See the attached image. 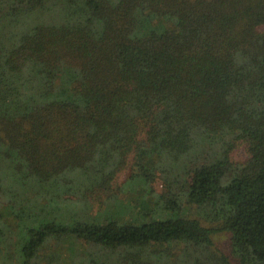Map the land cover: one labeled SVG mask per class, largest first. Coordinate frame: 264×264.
Wrapping results in <instances>:
<instances>
[{
    "label": "trees",
    "instance_id": "trees-1",
    "mask_svg": "<svg viewBox=\"0 0 264 264\" xmlns=\"http://www.w3.org/2000/svg\"><path fill=\"white\" fill-rule=\"evenodd\" d=\"M28 218V263L264 264V0H0V221Z\"/></svg>",
    "mask_w": 264,
    "mask_h": 264
},
{
    "label": "rangeland",
    "instance_id": "rangeland-1",
    "mask_svg": "<svg viewBox=\"0 0 264 264\" xmlns=\"http://www.w3.org/2000/svg\"><path fill=\"white\" fill-rule=\"evenodd\" d=\"M234 158L238 161H244L247 158V151L243 144L234 152ZM128 175V170L120 173V180L125 179ZM161 184L156 183V186L160 188ZM120 198L124 201L130 200L138 207H144V203L147 202L148 195L146 192L124 190L119 192ZM104 209V205H99L98 208ZM69 212V211H67ZM0 225L3 226L4 230L0 234V264H48V261L54 258V252H50L48 249L46 255H44L43 250H40L37 257L33 258L32 261L28 263L25 248L30 239V234L28 229L33 226H38V222L33 219H26L21 223L14 224L13 227L10 223H4L0 221ZM214 238L218 246L227 252V243L229 241V234L226 232H221L214 235ZM50 252V253H49ZM66 251L64 252V254ZM67 256V253L65 254ZM49 258V259H48Z\"/></svg>",
    "mask_w": 264,
    "mask_h": 264
}]
</instances>
